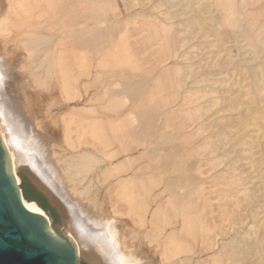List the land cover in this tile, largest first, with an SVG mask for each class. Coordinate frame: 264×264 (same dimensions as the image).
Wrapping results in <instances>:
<instances>
[{"label": "bare ground", "instance_id": "bare-ground-1", "mask_svg": "<svg viewBox=\"0 0 264 264\" xmlns=\"http://www.w3.org/2000/svg\"><path fill=\"white\" fill-rule=\"evenodd\" d=\"M0 77L13 172L91 264H264V0H0Z\"/></svg>", "mask_w": 264, "mask_h": 264}, {"label": "water", "instance_id": "water-1", "mask_svg": "<svg viewBox=\"0 0 264 264\" xmlns=\"http://www.w3.org/2000/svg\"><path fill=\"white\" fill-rule=\"evenodd\" d=\"M25 174L50 204L56 206L48 193ZM21 183L13 172L0 135V264H80L77 245L56 227L52 207H44L37 199H27ZM24 200L36 202L49 218L29 209Z\"/></svg>", "mask_w": 264, "mask_h": 264}, {"label": "rangeland", "instance_id": "rangeland-1", "mask_svg": "<svg viewBox=\"0 0 264 264\" xmlns=\"http://www.w3.org/2000/svg\"><path fill=\"white\" fill-rule=\"evenodd\" d=\"M120 4L121 5H118L119 6V9H120V7L121 6H123V4H122V2H120ZM130 25V26H129ZM134 26V27H133ZM135 26H136V29L139 27V24H137V23H135L134 21L133 22H131V23H129L128 24V28H130L131 29V31H133V32H128V39L129 40H131L132 39V41H133V44L134 45H132V41H129L128 40V42H130L131 43V45L135 48V50H137V51H139L140 52V56H143L144 58L145 57H147L148 56V53L150 52V48L149 49H147V48H143V45L142 44H140L141 42H139V41H137L136 40V38H138V37H142V36H144V35H148L149 34V32L148 31H146V30H141V31H139V28H138V34H136V32H134V29H135ZM135 29V30H136ZM141 32V33H140ZM130 33V34H129ZM132 34V35H131ZM134 34H136V35H134ZM130 35H131V37H130ZM134 39V40H133ZM136 41V42H135ZM140 46V48L138 47V46ZM137 47V48H136ZM142 48H143V50H142ZM142 51V52H141ZM147 66V65H146ZM166 66H168V65H166ZM163 67H165V65L163 66ZM163 68H162V66H157V68H156V72H159L160 70H162ZM94 72V71H93ZM91 73V74H89V75H86L84 78H85V80H87V81H92V80H95V72L94 73ZM94 74V75H93ZM92 75H93V77H94V79H93V77H92ZM102 78V77H101ZM98 79V82H99V80H102V79ZM92 79V80H91ZM54 112H56V111H54ZM186 145V144H185ZM18 175H19V177H20V179H21V182H22V180H23V177H26L27 178V176H26V174H25V172L23 171V170H19L18 172ZM28 179V178H27ZM22 184V183H21ZM29 201V200H28ZM49 202V201H48ZM49 206H51L52 207V209H53V214H54V218H55V225H56V227L58 228V230H60V231H62V232H64L65 230H64V226H63V220H62V215H61V213H60V211H59V209L56 207V206H52L51 204H50V202H49ZM43 209V208H42ZM44 210V209H43ZM45 211V210H44ZM67 235H69L68 233H66ZM207 256V255H206ZM205 257V256H204ZM80 264H90L84 257H80Z\"/></svg>", "mask_w": 264, "mask_h": 264}, {"label": "trees", "instance_id": "trees-1", "mask_svg": "<svg viewBox=\"0 0 264 264\" xmlns=\"http://www.w3.org/2000/svg\"><path fill=\"white\" fill-rule=\"evenodd\" d=\"M21 186L27 199H37L43 204L44 207H49L47 198L41 192H39L26 177H23Z\"/></svg>", "mask_w": 264, "mask_h": 264}, {"label": "clouds", "instance_id": "clouds-1", "mask_svg": "<svg viewBox=\"0 0 264 264\" xmlns=\"http://www.w3.org/2000/svg\"><path fill=\"white\" fill-rule=\"evenodd\" d=\"M4 88H5L4 78L0 77V89H4ZM0 115H4V110L2 108H0ZM14 120L16 121L17 125L19 126L20 125L19 120L16 119L15 117H14ZM35 139H36V143L39 144V142H40L39 138H37L35 136ZM9 142L12 144V147L15 148L14 138L12 137L11 133H9ZM16 150H17V153L20 156V158L24 159L25 158V154L23 152H21L19 149H16ZM119 264H138V262L133 260L130 257H127V258L126 257H121L120 260H119Z\"/></svg>", "mask_w": 264, "mask_h": 264}]
</instances>
